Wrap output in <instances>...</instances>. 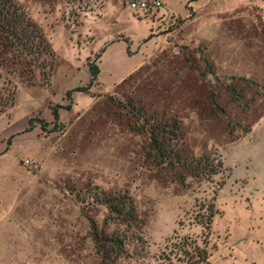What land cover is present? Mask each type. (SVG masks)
Instances as JSON below:
<instances>
[{"label": "rangeland", "instance_id": "1", "mask_svg": "<svg viewBox=\"0 0 264 264\" xmlns=\"http://www.w3.org/2000/svg\"><path fill=\"white\" fill-rule=\"evenodd\" d=\"M160 1L15 0L54 66L0 44V264H100L93 226L112 264H264V0Z\"/></svg>", "mask_w": 264, "mask_h": 264}, {"label": "trees", "instance_id": "2", "mask_svg": "<svg viewBox=\"0 0 264 264\" xmlns=\"http://www.w3.org/2000/svg\"><path fill=\"white\" fill-rule=\"evenodd\" d=\"M0 44L8 49L13 55L18 56L27 66V75H21L20 80L28 84H35L32 81L33 69H39L43 78L44 86L50 85L51 70L54 66L53 52L51 45L46 39L41 27L36 25L26 14L25 11L18 5L15 0H0ZM99 55V54H98ZM91 79L98 73V66L95 63H89ZM87 86H75L73 89L65 91L66 99L71 100L70 92L72 90L87 92ZM67 106V105H66ZM53 121L59 120V113L57 108H52ZM32 120L29 121L31 123ZM44 128V126H42ZM30 124L26 127L29 130ZM163 153V150H160ZM205 169L209 170L210 174L216 173V168L208 161L204 162ZM101 201L105 203L110 211L112 218L120 219L127 224L132 223L136 219V207L128 197V195L118 196H104ZM209 213L205 216V221L200 224H205L203 227L209 229L213 218L217 213L213 201L209 205ZM93 239L97 248V253L100 255V264H112L123 250V240L117 233L113 232L111 235L99 234L93 226Z\"/></svg>", "mask_w": 264, "mask_h": 264}, {"label": "built area", "instance_id": "3", "mask_svg": "<svg viewBox=\"0 0 264 264\" xmlns=\"http://www.w3.org/2000/svg\"><path fill=\"white\" fill-rule=\"evenodd\" d=\"M127 2L133 11H147L149 9L158 8L161 5L160 0H127ZM24 162L32 169H39L38 163L31 159H25Z\"/></svg>", "mask_w": 264, "mask_h": 264}, {"label": "crops", "instance_id": "4", "mask_svg": "<svg viewBox=\"0 0 264 264\" xmlns=\"http://www.w3.org/2000/svg\"><path fill=\"white\" fill-rule=\"evenodd\" d=\"M32 111H34V110H32ZM36 127V126H35Z\"/></svg>", "mask_w": 264, "mask_h": 264}]
</instances>
